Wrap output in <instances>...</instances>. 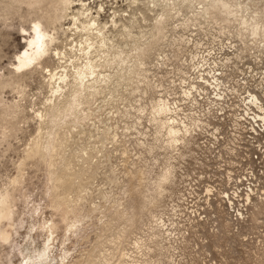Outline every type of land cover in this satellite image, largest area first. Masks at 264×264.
<instances>
[{
	"label": "bare ground",
	"instance_id": "6f19581e",
	"mask_svg": "<svg viewBox=\"0 0 264 264\" xmlns=\"http://www.w3.org/2000/svg\"><path fill=\"white\" fill-rule=\"evenodd\" d=\"M127 1L130 4L139 2V0ZM146 3L150 10L159 11L154 17L155 21L151 23L150 32H141L140 35L133 31L135 22H122L121 19L118 21L115 18L112 19L111 25H108L107 21L102 22L100 16L104 7L100 6L94 11L90 3L85 0H9L4 4L0 19L1 16L6 18V16L18 14L27 23L30 22V25L22 26L26 47L16 55L8 75H0V90L10 87L17 90L22 99H25L29 82L35 75H39L40 87L46 91H44V100L41 102L42 107L33 109L37 134L24 149V157L19 164L17 176L9 179L11 181L7 183V186L0 190V239L2 241L7 240L9 236L8 231L2 227L3 222H9L14 213L12 190L20 183L28 162L37 161L39 164H44L46 168L47 193L51 198V207L56 211H62L61 215L66 223L64 241L70 240L71 235L83 230V225L87 223H84L85 218L90 217L89 212L94 214L102 205L99 204L98 207V204L94 202L87 214H83V201L92 193L90 189L96 177L98 165L94 159L100 156L108 159L110 151L108 144L115 145L114 143L119 142V138L125 134H120L113 128L106 119L107 114L105 118L99 117L101 114H97L99 110L96 109V103L101 98V94H104L103 104L97 106L100 110H107L115 92L118 93L120 87H129L131 83L134 85L132 90L136 93L140 90L144 92L141 87L142 81L155 88L151 83L152 80L148 79L145 73L148 71L146 65L150 58L158 60L157 65L159 63L165 65L168 62L166 59L160 60L161 53L156 55L155 52L164 43L163 39L168 36L169 20L175 17L172 10L180 14L186 7L187 12H192L190 16L185 15L187 18L182 19L181 26H185L184 28H188V21L195 22L199 19L220 25L222 30L233 25L237 28L238 40L246 48H253L255 45L259 52L264 53V7L258 6L257 0H146ZM23 6L27 7L25 11H22ZM112 26L114 28L122 26V29L117 28L116 37L114 35L117 32L110 28ZM175 41H178L180 46L184 44L187 48L188 43L191 45V40H187L186 37H178ZM197 43L194 42V49L201 46ZM244 46L240 45L238 49L244 51ZM188 50L192 54L191 58L195 59L198 53H193L192 48ZM168 55L170 56V54L163 56L169 59ZM183 72L185 76L189 71L185 69ZM157 86L161 88L162 84L159 82ZM216 86L219 87V83ZM155 90L156 95L153 91L154 96L150 104H144L141 96L139 100H136L139 103L132 106L138 112L136 119L140 124L144 117L148 118L156 127V139L159 140V135L164 137L166 150L171 151L172 157L184 156L187 152L186 148L195 142L194 134L201 121L190 115L189 118L195 121L194 128L192 124L180 120L179 106L170 101L171 95L169 97L167 94L164 95L162 91H159L162 89ZM158 92L162 95H158ZM220 95L221 93L216 94V96ZM263 99L252 93V103H257L259 100L262 103ZM117 112H121V109L117 108ZM28 118L27 105L21 100L12 102L0 100V122H5V128L9 127L14 131L18 128L16 122L18 119L27 120ZM95 119H99L104 124L102 127H96L97 132H94V128H90L91 125H96ZM116 127L119 129V126ZM140 133L144 134L143 131ZM79 140L88 142L79 147L75 145L77 146L75 150L69 149L71 143L79 142ZM185 162L180 166L181 179L192 175L189 174V166L185 165ZM174 168V164H170L157 176L154 188L150 186L153 192L149 194L151 206L146 209L150 217L145 224L147 233L136 232L122 250L120 248L127 233L129 231L134 233L141 229L136 220L141 218V213L145 211L142 208L138 214L136 209L129 206L128 199L134 197L131 202H136L139 197L143 198L147 195L145 192L148 188H145L146 172L143 168L134 164L119 173L112 169L111 174H107V180L114 186H118L120 197L115 200L112 211L114 215L111 218L123 220L124 225L112 239L113 247L105 252L100 247L103 243L101 245L94 243L96 244L95 248L93 247L94 250L84 255L78 264H180L182 260L176 257L179 255V251H176L178 247L165 242L167 237L163 229L167 231L170 229L164 216L166 213L159 214L152 211L160 205L161 199L169 191V185L174 183ZM104 196L107 197V193ZM262 207L264 208V200L256 198L251 217L255 212L262 213ZM217 208L218 212L224 211L219 206ZM227 220L231 223L228 218ZM104 222L107 223L108 220ZM53 223L51 221L46 229L48 238L51 240L55 235ZM161 239L166 244H161ZM155 248L158 252L157 258L152 255ZM172 248L176 252L172 251ZM135 252L137 256L133 255ZM115 253L118 255L113 262L111 260ZM46 254V251H43L41 258L44 259Z\"/></svg>",
	"mask_w": 264,
	"mask_h": 264
},
{
	"label": "rangeland",
	"instance_id": "374dc122",
	"mask_svg": "<svg viewBox=\"0 0 264 264\" xmlns=\"http://www.w3.org/2000/svg\"><path fill=\"white\" fill-rule=\"evenodd\" d=\"M7 1L9 0H0V12ZM85 1L90 3L94 11L99 9L100 6L104 7V11H101L100 20L102 22L107 21L108 25H111L113 18L118 21L121 19L122 22H135V27L132 29L134 33L138 35H140L141 32H150L151 23L155 21L154 17L159 11L157 9H155L156 11L150 10L146 0H139V2L136 1L131 4L127 0ZM257 1L258 6L263 8L264 0ZM23 8L24 9H22V11L27 9L25 6H23ZM187 11L186 7L183 8L180 14H176L174 13L175 11L172 10L175 17H171L169 20L167 32L168 36L166 39H163L164 43H162L161 46L158 47L159 50L155 52L156 55L161 53V57L159 56L160 60L166 59V62H168L165 65H163L164 63H159V65H157L158 60L155 58H150L147 62L146 67L148 71L145 73L148 76V79L152 80L151 83L155 86V88L152 87V85L150 86L145 81H142L141 87L144 92L140 90L136 93L132 90L134 85L131 83L129 87H120L119 92H115L113 100L107 106V110H100V107L97 106L103 104L102 99L104 94H101V98L96 103V109L99 110V112L97 111V114H101L99 117L105 118V115L107 114L108 117L106 119H108L109 123L113 125V128L117 129L120 134H125V136L122 135L119 138V142L114 143L115 145L111 143L108 144L110 146L108 159L101 156L94 159V161H97L98 165L95 175L96 177L93 185H91V196L87 195V199L83 201V214H87L88 209L94 202L98 204V207L99 204H102V207L100 206L94 214L89 212L90 217L85 218L84 223H87L86 225H83V230L77 232V234L71 235L70 240L64 241L66 223L61 215L62 211H56V209L51 207V198L49 193H47L48 177L46 168L44 164H39L37 161L28 162L24 168L20 183L15 185V188L12 190L13 216L9 222L4 221L2 225L3 229L8 231L9 236L5 241L0 239V264H62L63 262L64 264H78L79 260L82 259L84 255L94 250V246H96V244L101 245L103 243V246L101 245L100 247L101 249L103 248L102 250L105 252L113 247L114 243L112 239L118 231L121 230L124 223L123 220L118 221L117 219L114 220L111 218V216L114 215L112 211L115 205V200L120 197V189L118 186H114V184L109 183L107 180V174H111L112 169L117 170L116 172L119 173L126 167L134 164L143 168L146 172L144 184L145 188H148L145 192L147 195L143 196V198L139 197L136 202H131L134 197H130L128 199L129 206L136 209L138 214H140L142 208L143 210L145 209V211L141 213L142 217L136 220L141 229L136 231L134 230V233H132V231L127 233L126 239L121 245V250L136 232L139 231L141 233L143 231L142 234L147 233V227L145 224L149 221L148 219L150 217L149 213L146 212V209L151 206L149 194L153 192L154 181L166 167L170 164H174V183L169 185V191L161 199L160 205L152 210L154 213H163L168 197H171L173 190L177 185H179L177 177L175 176L179 170L177 169V166H179L178 168H181L180 161H188V159L195 154L196 148L194 144L192 146L190 145L186 148V155H179L175 158L172 157L171 151L166 150L163 142L164 137L159 135V140L156 139L155 125H153L146 117H144L141 121L142 123L139 124L136 119V114H138V112L132 106L139 103L136 102V100H139L141 96L144 104H150V100L153 98L156 91L155 89H162L159 91H162L161 93L164 95L167 94L168 97L171 95V99L172 95L176 93L175 84L178 86V90H180L178 85L181 83L180 79L181 77L182 79L186 78L183 76L184 74L180 76V74L183 73V70L186 69L192 73L190 68L194 65V63L190 62L199 57V51H204L210 47L228 48L234 44L244 46L243 43L238 40L239 38L236 36L237 28L233 25L222 30L220 29V25L214 24L210 21L204 22L202 19H199L195 22H192L191 20L188 21V28H184L185 26H181L183 21L182 19L187 18L192 13ZM15 15L16 16H14V14L9 15V17L6 16V18L1 16L2 20L0 19V75H8V70L12 67L11 65L15 60L16 55L20 51H23L26 47L24 36L22 35V26L24 25V27H28L30 22L27 23V21L21 18L18 14ZM67 25L68 24H66V26ZM110 28H112L114 32H117L118 29H122V26H118V29L114 28V26ZM117 34L118 32L114 35V37H116ZM178 37H186L187 40H191V45L188 43V48L185 47L184 44H181L180 46L178 41H175ZM195 41L198 42L197 44L201 45L198 49H194L193 45ZM191 48L194 50L193 53H198L195 59L191 58L192 54H190V51L188 50ZM244 49V51L241 49H239V51L242 55H244L243 57L246 58H249L254 51H258L255 45H253V48H246L244 46ZM164 54H170V56L168 55L169 59H167V56L164 57ZM246 58H242L241 60L243 61ZM196 66L197 65L195 64L194 67ZM156 82H160L162 87H156ZM184 82H186V80ZM26 91L27 96L25 99H22L21 94L17 90H13L10 87L0 90V100H3L4 102L21 100L25 103L27 105L29 117L27 120L18 119L16 121L18 128L14 131H12L9 127L5 128V122H0V190L7 186V183L11 181L9 179H13L17 176L19 172V164L21 159L24 157V149L37 134V123L34 119L35 114L33 109L42 107L41 102L44 100V91H46V89H41L40 87L39 75H35L32 78L29 82V86L26 88ZM184 91L185 90L182 91V96L188 94V90H186V93ZM160 92L157 94H161ZM174 103L178 105L177 102ZM117 108L121 109V112H117ZM179 110L180 109H178V111ZM179 114L180 113H178V118ZM110 115L112 118H109ZM186 117L187 118L184 117L179 119L192 124L195 128V121L191 120L189 115ZM95 123L96 125H91L90 127L91 129L94 128V132H97V126H104L99 119H95ZM116 126H119V129ZM140 131H143L144 134H141ZM87 142V140H84L83 142L82 140H79V142L75 141L71 143V147L69 149L75 150L77 146L79 147ZM124 151L125 153H123ZM188 170L190 174V168H188ZM150 186H153V188ZM149 189L150 192L148 191ZM106 193L107 197L104 196ZM193 199L194 198L191 200ZM189 202L190 201H188V203ZM262 210V213L255 212L253 214V216H255L254 218L253 216L250 218L249 224L243 226L237 232H235L231 223L227 219L220 218L221 224L219 225L218 221V225L223 228L220 235H214L213 239L207 235H202V237L197 236L196 240L201 237L200 240L203 244L206 242L208 244L210 241L209 247L199 245L200 248H203H201L197 253L188 250L192 235L187 238H175L172 236L171 239L174 240L173 245L178 247L176 251H179L178 254L181 258L180 261H183H181L180 264H264L263 207ZM218 211V208H216V212ZM70 217H72V214H70ZM104 220H108V222L105 223ZM51 221H53V224L55 225V235L52 240L48 238V233L46 232L47 226L51 223ZM169 221H171V219ZM208 223L209 221L201 223L200 231L210 233L211 230L206 227ZM46 244H48L49 248H47L48 246H46ZM161 244L164 245L166 243L161 239ZM43 251H46L47 253L44 259L41 258ZM66 251L68 252L66 253ZM117 255L118 254L115 253L111 261H116ZM133 255L137 256V253L135 252ZM152 255L154 258H157V248H155Z\"/></svg>",
	"mask_w": 264,
	"mask_h": 264
},
{
	"label": "built area",
	"instance_id": "2783aa9c",
	"mask_svg": "<svg viewBox=\"0 0 264 264\" xmlns=\"http://www.w3.org/2000/svg\"><path fill=\"white\" fill-rule=\"evenodd\" d=\"M198 53L190 62L192 73L181 77L180 90L175 84L170 99L179 105V118L191 115L201 121L194 134L196 154L184 163L192 175L181 179L179 168V185L163 210L170 228L163 229L165 242L173 245L172 235H192L188 250L196 253L203 248L199 245L209 247L202 235H220V218H228L237 232L249 224L254 200H264V99L251 102L252 93L264 98V53L254 51L246 58L236 44ZM183 90L188 94L182 96ZM218 206L224 211L216 212ZM205 221L210 233L200 231Z\"/></svg>",
	"mask_w": 264,
	"mask_h": 264
}]
</instances>
